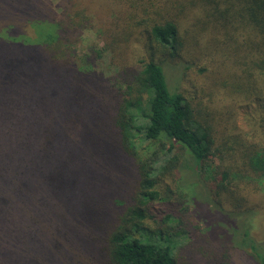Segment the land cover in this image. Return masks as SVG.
Masks as SVG:
<instances>
[{
    "label": "trees",
    "instance_id": "obj_1",
    "mask_svg": "<svg viewBox=\"0 0 264 264\" xmlns=\"http://www.w3.org/2000/svg\"><path fill=\"white\" fill-rule=\"evenodd\" d=\"M97 5L103 49L112 63L122 65L113 89L90 77L93 58L68 61L78 43L71 16L78 13L62 8L55 20L44 0H0V91L16 98L23 90L18 82L31 86L50 70L69 87L63 91L47 80L46 98L57 111L47 112L51 121H60L52 138L63 139L64 146L37 154L45 161L54 152L57 169L74 167L68 180L73 213L85 211L86 200L74 195L77 181L87 186L108 160L131 162L124 170L132 173L133 185L128 190L125 184L128 196L117 202L123 207L106 223L101 248L85 247L86 255L97 264H200L198 253L205 264H230L231 246L264 264V249L243 227L250 219L236 221L264 185V0ZM187 50L196 62L185 60ZM142 52L147 59L129 68L131 54ZM165 65L194 72L188 88L171 89ZM41 84L36 83V96ZM226 105H253L244 115L248 130L233 132ZM183 170L181 185L190 186L189 198L179 190ZM98 193L92 188L89 197ZM75 241L76 252L62 254L69 264L82 253ZM54 251L61 252V246Z\"/></svg>",
    "mask_w": 264,
    "mask_h": 264
},
{
    "label": "rangeland",
    "instance_id": "obj_2",
    "mask_svg": "<svg viewBox=\"0 0 264 264\" xmlns=\"http://www.w3.org/2000/svg\"><path fill=\"white\" fill-rule=\"evenodd\" d=\"M44 2L51 12L49 16L55 20H58L62 8L68 9V13L76 12L80 15V17L71 16L74 22L71 25L77 29L71 35L78 43L72 48L74 53L70 54L71 59L68 61L71 63L73 59L93 58L94 72H91L90 77L95 82H108L107 87L111 86L113 89L117 84L116 80L122 65L111 62V56L103 49V42L99 38L101 28L97 27L100 23L95 5L99 12L97 4L103 0H44ZM133 50L132 54H134ZM132 54L127 64L129 68L140 67L141 64H137L138 60L147 59V54L144 52L140 53L139 57L136 56L138 53ZM187 55L188 58L185 60L197 61V57H190L188 50ZM164 72L171 89L188 88L193 75L195 76L194 72L185 67L180 71L174 66L165 65ZM47 80L54 85L60 87L62 85L63 91H69L64 78L52 70L47 71L46 75L36 82H42L37 96L36 83L26 87L25 83L18 82L23 90L16 98L15 96L7 98L5 93L0 91V201L4 203V205L0 204V264H69L64 261L62 254L76 252V246L72 245L75 240L82 248V253H79L80 259L76 264H97L95 260L88 258L86 248L90 247L93 251H97L99 245L101 248L99 238L104 235L106 223L113 221V217H116L122 209L123 206H118L117 202L128 196L123 189L128 185L130 190V186L133 185L132 173L124 170L126 167L131 169V162L127 159L116 163L114 159L108 160L105 162L107 166H103V171L99 174L100 177L98 173H93L92 180L90 179L87 186L77 181L78 194L74 195L80 194L86 203L81 205L85 211L79 210L73 213L72 202L69 200L71 189L68 180L70 169L74 167L68 165L67 168L57 169L59 162L53 158L54 152H59L64 144L63 146L60 144L63 139L52 138L55 124L60 121H51L47 112L54 108L48 104L51 99L46 98ZM38 98H43V102L39 103ZM260 106L264 108V99L260 102ZM226 107L233 114V122L231 121L233 132L248 130L244 115L252 110L253 105L250 107L226 105ZM94 111L99 116V106L94 107ZM40 128H45V133L39 132ZM77 131L75 130L76 135ZM48 139L53 140L54 144L50 141L46 144L45 141ZM38 149L54 152L42 161L37 154ZM181 172L178 181L179 190L186 193L189 198L190 186L181 185L187 173L186 170ZM60 181L63 185H60ZM92 188L96 193L99 188L108 192L102 195L98 193L93 196L95 198H90L89 193ZM116 188L119 189L116 191ZM260 188L257 194L249 197V202L246 204L248 208L236 217V221L245 217L250 219L244 220L246 224L243 227L248 228L256 247L260 246L264 249V185ZM111 194L113 198H110ZM188 201L190 202V199ZM86 204L89 205V209ZM152 208L157 211L160 207L155 204ZM203 226L206 228L204 224ZM196 234L201 235L198 230ZM56 240L60 245L56 244ZM60 246L61 252L54 251ZM229 250L230 264H255L241 251L234 250L231 246ZM196 257L200 264L206 263L200 254L197 253Z\"/></svg>",
    "mask_w": 264,
    "mask_h": 264
}]
</instances>
